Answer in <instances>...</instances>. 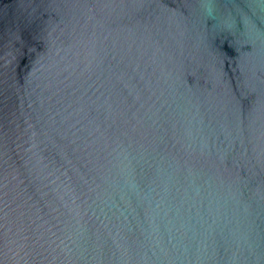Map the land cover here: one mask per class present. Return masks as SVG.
Returning <instances> with one entry per match:
<instances>
[{"label":"water","instance_id":"1","mask_svg":"<svg viewBox=\"0 0 264 264\" xmlns=\"http://www.w3.org/2000/svg\"><path fill=\"white\" fill-rule=\"evenodd\" d=\"M0 264H264V0H0Z\"/></svg>","mask_w":264,"mask_h":264}]
</instances>
